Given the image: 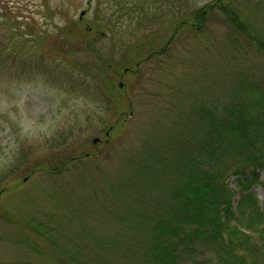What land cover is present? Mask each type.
<instances>
[{
    "label": "trees",
    "instance_id": "1",
    "mask_svg": "<svg viewBox=\"0 0 264 264\" xmlns=\"http://www.w3.org/2000/svg\"><path fill=\"white\" fill-rule=\"evenodd\" d=\"M106 4L111 5L109 20L100 11L102 0H98L95 13L97 21L106 22L112 42L117 37L126 44L128 39L148 33L145 39L135 42L139 43V51L148 55L135 53L119 65H128L138 57L144 58L143 62L165 57L182 34L195 39L209 36L213 35L214 21L222 24L227 30L224 61L232 70L224 62L222 68L224 74L233 76L230 80L215 77L208 81L230 90V98L226 96L227 103L222 105L201 102L197 88L193 87L189 95L186 91L201 79L200 73L183 76V140L174 141L183 144L179 167L161 175L158 168L161 170V162L163 167L167 160L153 147L123 161L115 179H107L113 182L97 216L91 208L75 209L61 219L70 224L69 228H64L66 225L54 214L47 222L29 224L26 228L30 234L20 244L27 246L33 256L19 259L18 264H264V196L260 200L253 191L258 185L264 190V68L258 65L256 70L251 61L254 51L264 63V0H257L254 10L247 0H214L202 7L191 0L179 5L173 0H106ZM261 12L263 18L259 19ZM1 17L5 21H0V75H20L27 68V56L30 60L39 56V49L32 43L43 42L45 38L40 36L44 34L23 32L22 23L9 7L0 6ZM163 21L171 22L172 34L157 50L153 29ZM26 35L35 40H27ZM85 46L93 57L84 67L86 75L81 71L75 83L89 94H97L99 89L108 105L106 110L118 114L120 98L116 91L101 87L106 85L104 75L107 77L111 66L91 40ZM44 52L42 46L41 59L46 56ZM60 53L54 59L61 57ZM238 56L244 61H239ZM42 65L39 68L45 71ZM236 65L245 67L235 71ZM30 66L31 70L38 69L37 63L31 62ZM219 75L216 70L211 72L212 77ZM106 81L111 82L110 78ZM190 100L192 107L188 109L185 104ZM118 123L114 130L119 128ZM75 141L83 142L81 137ZM84 143L87 144L85 140ZM61 145L58 151L65 146ZM66 149L67 146L58 152L60 156L55 155L53 161L46 160L42 168L36 164L30 171L57 175L74 161L90 156L84 152L73 156ZM11 168L2 181L14 170ZM22 168L17 166L15 172ZM231 177H237V190L228 183ZM162 183L172 188L171 204L165 211L144 203L153 186ZM2 193L0 189V196Z\"/></svg>",
    "mask_w": 264,
    "mask_h": 264
},
{
    "label": "rangeland",
    "instance_id": "2",
    "mask_svg": "<svg viewBox=\"0 0 264 264\" xmlns=\"http://www.w3.org/2000/svg\"><path fill=\"white\" fill-rule=\"evenodd\" d=\"M173 1L183 4V0ZM212 1L191 0V3L202 7ZM247 1L254 10L257 0ZM0 6L12 9L23 25V32L44 34L40 37L45 38L38 45L32 43V47L39 49V56L32 60L27 56V68L22 74L5 72L0 75V189H3L0 196V263L18 264L19 259L33 256L27 246L20 244L30 234L26 228L29 224L47 222L54 214L66 225L64 228H69L70 224L61 219L75 209L91 208L97 216L102 209L100 206L106 204L104 200L110 183L119 174L123 161L153 147L167 160L163 167L161 162V170L157 167L161 175L178 168V163L183 162V144L174 141L183 140V76L199 72L201 79L187 87L188 95L195 87L202 96L201 102L222 105L227 103L231 91L217 84L215 87L208 79L230 80L233 75L224 74L222 68L224 62L232 70L224 61L227 30L216 21L211 25L213 35L195 39L184 33L174 47L167 50L165 57L148 62L138 57L132 59L134 63L119 65L122 59L135 53L142 57L148 55L139 51V43H135L145 39L148 33L128 39L126 44L120 43L117 37L112 42L106 22L96 19L98 0H0ZM100 8L102 16L109 20L111 5L102 0ZM83 12L86 13L81 17ZM255 16L258 18L257 13ZM262 18L263 12L259 15V19ZM0 21L5 19L1 17ZM170 24L163 21L153 29L157 34V50L166 45L172 34ZM26 39L32 41L35 37L26 35ZM89 40L111 66L107 77L104 75L106 85L101 87L105 91H116V97L121 99H117L118 114L106 110L108 105L99 89L97 94H89L75 83L83 73L86 75L84 67L93 57L85 46ZM42 46L46 55L43 59L40 57ZM59 53L61 57L54 59ZM238 60L244 61V58L238 56ZM251 61L256 70L258 65L264 68L254 51ZM31 62L37 63L38 69L31 70ZM42 63L45 71L39 68ZM136 64L138 67L132 72ZM244 67L236 65L234 70ZM214 70L220 75L212 77ZM93 73H98L95 68ZM88 77L90 80L91 76ZM185 107H192L191 100ZM119 112L124 115L120 116ZM117 121L119 128L114 130ZM79 137L82 143L75 141ZM95 138L100 142L94 144ZM59 144L65 145L60 146V151ZM66 146L73 156L78 157L82 152L90 156L74 161L57 175L30 171L36 164L42 168L47 161H53ZM17 166L23 168L15 172ZM11 167L14 170L2 181ZM110 177L112 180L107 181ZM236 180L237 177L228 180L233 190H237ZM261 181L264 182V177ZM171 191L169 184H155L144 203L165 211L171 204ZM253 191L263 200L262 186H256Z\"/></svg>",
    "mask_w": 264,
    "mask_h": 264
},
{
    "label": "water",
    "instance_id": "3",
    "mask_svg": "<svg viewBox=\"0 0 264 264\" xmlns=\"http://www.w3.org/2000/svg\"><path fill=\"white\" fill-rule=\"evenodd\" d=\"M85 13H86V12H83V13L81 14V17H83V16L85 15ZM125 71L127 72L128 70L126 69ZM120 87H123V85L121 84ZM107 135H109V132L107 133ZM99 142H100V139H99V138H95V139L93 140V143H94V144H97V143H99Z\"/></svg>",
    "mask_w": 264,
    "mask_h": 264
}]
</instances>
